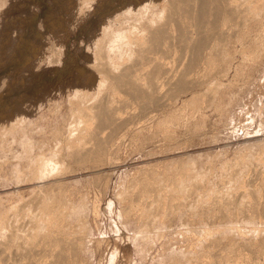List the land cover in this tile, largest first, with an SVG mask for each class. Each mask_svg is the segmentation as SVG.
<instances>
[{"label": "rangeland", "instance_id": "rangeland-1", "mask_svg": "<svg viewBox=\"0 0 264 264\" xmlns=\"http://www.w3.org/2000/svg\"><path fill=\"white\" fill-rule=\"evenodd\" d=\"M139 2H144V0H0V39L4 38L1 44L2 50H0V60L4 61V63L0 65V85L3 82H7L10 80L12 81L8 89L6 83L4 87L0 88L2 92H10L13 90L12 84L18 86L19 88L17 89V91L23 92V102H26V105L23 109V112L25 114L20 120H17V122H19V125H22L23 127L19 129L10 128L9 131H7L9 123L7 124V122H5L10 120L5 115L6 112L10 109L9 105H7L8 101L5 100L6 102L3 101L0 103V127L2 128H0V140L2 139V142H0V209L2 208L3 211L5 210L4 213H6L7 215V224L3 229L0 230V238L4 236L5 232H7V230L9 229V225L12 222L11 220L13 218L12 216L18 213V206H15L16 208H11V206L14 203L20 202L22 198H24L25 200L29 199L34 194L32 192V188L36 183L29 182L30 180L28 182L21 181L22 183L16 182L17 175H19V178L21 179H28L31 161L41 151L46 153L47 156L50 155L51 150L55 148V146L57 145V140H59V138H57V135L55 137V134L58 133V135H66L68 133V124L69 122H71V118L73 119L74 112H76V107L71 104L72 102L70 101L71 96L72 98H74L78 90L82 87H85L89 89V92H91L84 98V102L89 103L94 100L98 91L97 89H99V87L101 86V84L100 86H98L100 83V76L97 75L93 68H89L91 66H88L94 62L93 52L95 51L94 48L96 47L94 45H96L95 43H97V39L101 37L100 35H103V32L101 33V26L103 24L111 25L112 27H110V29L115 31V29L118 27L117 24L126 20L122 14L121 17H119V19L117 20V13L124 9H128L130 5ZM81 13L84 17L81 16ZM247 21L246 26L241 30V33L243 34L246 30L249 31L250 36L248 42L253 41L255 39L254 37L261 33L260 36L258 35L256 37V40H254L255 42H258L256 43V50L254 52H251L250 56L248 55V53H245L246 55H244L243 52L239 51L240 48L239 46H237V42L233 41L234 38H230V41L227 45V51H229L232 55V59L230 62L231 64H229L227 68V70H230L227 71V77H218L219 81L224 83V86H220L217 84L218 89L216 90V93L220 91H226V94H223L220 106L216 105L215 101L212 100L213 98H211L212 102H210L206 94L204 97L206 98V102L204 101V99V102L201 100L197 101L198 99H191L190 103L187 102L189 108L187 106V103L183 107L182 104L184 103V100H187V98L190 97L191 93L188 92L184 94L183 91V93H181L179 90L177 91V93L176 91H174V89H171L174 93L170 90H168V93L172 92V97H168V94L166 98H164V103H166L169 98H173V95L177 93L176 97H174L175 99L173 98L174 100H168V103L171 106L167 103L164 104V107L160 106L161 109H159L160 107H157L159 110L158 112L157 109V111L155 110V106L149 104L153 107H150V109L146 108V110L144 111L140 107L141 103L140 105H138L139 101H137L136 103L135 100L126 95V97H124L126 99V102L122 107V116L125 115L127 118L131 117L129 118V120H133L130 123L131 126L133 125V128L131 127V129L127 130L123 137V142H121L120 140V146L122 144L123 146L120 150L118 149L119 151H117V153L115 154L117 157L113 163H106L102 166V168H100V170H98L97 172H93L91 169L85 167V164L90 163V161L83 160L81 162H78L73 158H67L66 156L63 157V169L71 168L74 170H68L67 172L63 173V183L61 184L62 191H60L57 196L59 200H64V202L69 204L71 207H81L79 212H77L78 209L75 210L74 208H68L67 216H64L62 218V223L66 225L64 231L72 236L74 232L77 231L78 233V231L82 230V232L78 233L79 235L77 234L78 236L81 235L80 237H83V234L89 236L85 238V250H82L78 254V256H80L77 257V264H108L107 262H109V255L111 254V251L118 247V245L126 242L122 239V237L116 239L119 234L120 236L123 234H128L131 237L136 236L137 234L136 239L138 241H135V243L133 241L131 244L132 246L130 251H132L130 252L129 264H203V262H205L204 264H209L210 260L212 261V259L214 258L212 256L213 252L215 253L218 250L219 246V249H222V251L219 250L217 251V253L223 252L222 255L228 254V250L234 249L231 248L234 245L238 249L244 246L240 249L242 251L241 253H243V251L247 249V245H249L250 242L252 243V240L253 242L258 241V239L259 241H261L259 237L261 236L262 238L263 233L260 232H263L264 228V224H262L264 222V215L262 217V214L264 212H261L263 208L261 206H263L264 201V196L262 197V194L264 195V191L262 192V190H264V187H262L263 189L261 187H258L261 186L259 182L262 180L261 177L264 173V171H259L263 169L262 166L264 165V159L260 156L262 154L264 155V49L261 53V49L264 47L260 45L262 44L261 42H263L262 40H264V30L260 29L261 27H258L256 25V21H258V19L255 20L252 18L248 19ZM125 25H127V23ZM17 29H22L24 32L22 39L18 41L20 42V44L18 45V49L16 52L15 49H13V46L9 45L8 39L15 37L13 35V32ZM241 33L239 32V34ZM10 34H12L13 36L11 35L10 37ZM14 40L15 41L12 44H15V42H17L16 39ZM27 41L32 42V45L34 47L33 53H35L34 58L31 56V54L29 57H26L28 52ZM35 41H38L39 45H36ZM48 43L53 44V47ZM54 47L57 49L56 51ZM51 55H53L54 57ZM247 57H249L250 59ZM27 58H29V60ZM233 71L238 72L234 78L232 77V74L234 73ZM3 77H6L4 79L5 81L3 80ZM215 78L216 77L214 75V78L212 77L208 81H212L214 79V82L212 81V84L214 85L215 83L214 86L216 88L217 82L215 81ZM203 90L205 91L204 88L199 91ZM211 92L213 91L211 90ZM211 92L209 90L208 93ZM121 97L123 99V95ZM192 100L193 102H191ZM196 103L198 104L196 105ZM186 108H188L189 110L187 111ZM197 108H200V110ZM190 109H192V111ZM188 112H190V114ZM187 113L190 115V117ZM149 116L151 117L150 119H148ZM184 116H186L187 118H185ZM159 120H164L163 126L160 125ZM184 120L185 122H187L186 125L185 123H183ZM134 130L137 132L135 135L137 137L134 136ZM169 133L171 134L169 135ZM155 134H157L156 137ZM145 135L148 137H146ZM128 138H131V142H128ZM145 139L147 141H151L153 139L154 140L151 141V143L148 142V144L150 143L148 145ZM140 143H143L144 146ZM159 144L160 146H158ZM236 157L238 158L236 159ZM248 157H251L252 159H249ZM253 157H255L256 161ZM259 158L262 159L260 160ZM257 159L260 161H258ZM249 160L257 163L253 164ZM231 161L233 162L234 166L233 164H231L232 166L230 165ZM156 162L157 165L155 164ZM164 162L166 163L164 164ZM247 162H249L251 165ZM180 163L181 165H183L182 167H179ZM244 163H247L248 165H244ZM260 163L263 165H261ZM236 164L238 165V168L242 165L243 167L246 166V169H243V167H241L239 169L240 175L236 174L235 180V178L232 179V177L230 176L232 172L231 168H237ZM184 165L186 166L184 167ZM148 166H151L153 168V171L157 170L156 172L154 171V178L149 177V182L152 181V183H150L153 188L152 191L154 192L152 193L154 195L158 194L159 198H162L161 200H157L159 202H157L159 209H157L158 213L153 219L154 222H156H153V224H151V226L153 225L152 229L151 227H144L145 222L143 223L142 221L145 220H143L142 218L145 219L144 211L147 210L146 206H148V208L150 207L149 204L153 201L154 196L152 197L153 194L149 190H145L144 193V189L142 187L139 188L140 191H138V188H134L137 184L133 185V187L131 181L132 179L136 181V178L141 172L140 169L147 168ZM260 166L261 168L259 169L258 167ZM177 167H179L180 169L182 168L180 171L181 174H178V171H176L178 170ZM255 168L257 172L259 171L262 174L259 172L257 174L255 170H253ZM166 169L169 171L172 170L170 171L171 174L168 173ZM242 170H247L245 171L247 173L244 174L245 172ZM252 170L254 172H252ZM241 171L243 172L242 174ZM172 172H174L173 174H178L177 180L174 179L176 178V175L173 176ZM248 172L256 173V175L261 174L259 175L260 177L258 176V179L260 181L257 179V176H254L255 174H253V178L256 177L259 182L254 180L255 178L252 179V173L251 175H248ZM182 174L184 176H182ZM243 174L246 176H244ZM187 176H190V178ZM232 176L235 175H233L232 173ZM49 177L50 176H48L47 178L49 179ZM178 177L180 179H178ZM204 178L206 182H204ZM249 178L252 182L249 181ZM48 179L44 178L40 180ZM231 179L234 180L235 183L232 182ZM36 180L40 181L39 179ZM225 180L228 181L225 183ZM243 180H248L250 182V185L247 186L246 190V182H244ZM169 181H171V183ZM177 181L178 185H176V183L171 185L172 182ZM193 181L196 182L192 183ZM240 181H242L243 184ZM167 182L170 184H168ZM215 182L218 183L216 184ZM160 183L164 184L162 186L164 188H160ZM196 183L199 187L196 185ZM129 184L132 186V188L130 189L131 192H139V196L137 197V199H135L139 203L138 206L136 204V201L134 202L135 204L133 203L134 208L130 210L131 213L128 214V217L129 215L130 217L127 218V215L121 213V209L123 208V206L127 207V205L129 204V199H125L126 197H122L124 200H122V198L119 199L117 197V192L119 191V188L120 190L125 189L126 186H130ZM192 184H194V186L196 187L191 186ZM122 185H124L123 188L121 187ZM157 185L158 188L156 187ZM169 185L175 186L173 189H171V186ZM217 185H220L219 191H216L218 188ZM252 185H255L256 188ZM181 186L183 189L181 188ZM137 187H139V185H137ZM188 187H190L189 189L192 188V191L193 187L197 189H195L192 193V191L190 192V190L187 191ZM239 187L240 189H244L243 192L245 191L244 195L246 197H244L243 194V197L239 195V191H237ZM223 188H225L226 191H224ZM248 188L254 189L256 191V196H253V198H257V201L255 199L252 200V196L249 195ZM154 190H156V193ZM165 190H167V192ZM146 191L148 192V194L146 193ZM189 192L191 193V195L184 196V194H190ZM223 192L225 196L226 193H229V196L231 195V199L224 203V206L222 204L220 206L217 201H219L218 197H224V195H221V193L223 194ZM143 193L146 195H144ZM177 193L179 194L177 195ZM235 193L237 194V198L233 203L232 201L234 200H232V194L234 195ZM141 194L144 198L140 196ZM166 195L168 196L166 197ZM174 195L177 197L174 198ZM238 195L241 197V199L238 198ZM257 195L259 198L257 197ZM212 196L217 197L218 200H216V198L214 197L216 201H213ZM169 197H171L172 199L170 198L168 202ZM95 198L98 202L95 201ZM139 198H141V200ZM146 199L147 203H145ZM173 199L176 200V202H171ZM248 199L250 202L247 201ZM148 200L150 203L148 202ZM186 200L188 203L186 202ZM243 200L244 202H246L244 203ZM236 201H239V205ZM252 201L257 204L252 203ZM96 202L98 207L95 204ZM213 202L215 204H213ZM222 202H224V200ZM32 203V207H35V205ZM216 203L218 204L216 205ZM235 203L238 205V207L235 206ZM141 204L143 205V207ZM231 204H233L232 206L234 208L236 207L237 210L233 208L231 210ZM245 204H247L246 207ZM251 204H254L253 207L256 205V208L254 207L255 212L252 211L254 208L250 207ZM214 205H216L217 207L219 206L218 208L222 207L221 211H223L224 215L218 208V212L216 211V206L214 208L215 210L212 209ZM192 206L196 207L192 208ZM205 206L207 207L205 208ZM242 206L245 208L243 209ZM258 206H260L261 208ZM199 207L202 210H199ZM249 207L251 208V210ZM140 208H143L144 211ZM96 209H98L99 212ZM164 209L166 210L163 211ZM191 210L196 213H193L195 217L197 216L196 219H194L195 217H193V214L191 216ZM195 210L200 212L197 213V211ZM234 210H236L237 214ZM240 210L241 213L242 211L244 212L243 215L246 217L245 219L242 215H240ZM256 210L257 215L255 214ZM167 211L170 213H168ZM258 211L261 213H259ZM139 212L142 217L140 216ZM166 212L168 213V215H165L167 216V218L163 216ZM213 212L218 213L214 215L220 216L219 219L218 216L217 218L216 216H211ZM220 212L222 215H220ZM228 212L233 216L235 214V217L233 218V216H231L230 214L229 216ZM245 212L247 213V215L245 214ZM132 213L135 216H133ZM249 213L251 217L249 216ZM252 214L255 215L252 216ZM139 216L141 219L139 218ZM160 216L165 219H163L162 217L160 218ZM173 216L174 220L172 221L170 217ZM257 216H261L263 219L259 217L260 219L258 221ZM24 217L25 218H20L21 220L19 219L21 222L18 220L19 224L24 221L22 223L23 227L21 228H24L27 223H30L28 221V216ZM211 217H214L215 219H213L212 221ZM254 217H257V219H254ZM26 218L28 219L25 224ZM183 218L187 220H183ZM190 218L195 221V225L194 221L193 223H190L192 222ZM204 218L207 219V221ZM232 218L234 219L233 221ZM240 218L241 220H244L239 221ZM161 219L162 221L160 223ZM125 220H128L129 223L126 224ZM181 220L182 222L184 221V223H182ZM208 220L211 221V223H215L211 224ZM220 220L222 222H220ZM207 222H209V224ZM73 223H75V225L77 226H75ZM185 224L187 228L184 227ZM187 224L191 226V229H188L189 226ZM227 225L228 227H230L229 229H227ZM85 226H87L86 229ZM194 226L197 227L194 228ZM216 226L219 227L217 228ZM248 227L251 228V231ZM71 228H74L75 231ZM145 229L147 230L145 231ZM140 230H144V233L142 232V234H138L137 231ZM148 230H151L153 232L152 233L151 231H149L151 233V237L149 236L150 233L148 232ZM145 234H147L148 236H146ZM141 235H145L146 237L144 236V238H141ZM178 235H180V238H178ZM90 238H92V240H90ZM98 238H101L100 245L95 244ZM140 238L143 240H141ZM211 239L217 240V246L215 244H210L212 241ZM218 241L223 242H221L220 244ZM239 242L242 243V245ZM185 245L187 247L184 248ZM238 245L241 246L238 247ZM216 247L217 250H215ZM246 251L249 252L248 249ZM246 251L243 254H247ZM231 252H234L231 253V255L237 254V250ZM208 254H211V256L209 257ZM82 259L83 261L81 262ZM239 262H241L240 264L243 263V261L241 260ZM244 263L248 264L246 261H244ZM115 264H125V261H121L117 257ZM234 264L237 263L235 262Z\"/></svg>", "mask_w": 264, "mask_h": 264}, {"label": "bare ground", "instance_id": "bare-ground-1", "mask_svg": "<svg viewBox=\"0 0 264 264\" xmlns=\"http://www.w3.org/2000/svg\"><path fill=\"white\" fill-rule=\"evenodd\" d=\"M263 13H264V0H161V1L144 0V2L132 4L129 6L128 9H124V10L117 13V15H116L117 20L119 19V17H121V14L124 16V18L126 20L119 22L117 24L118 27L115 29V31L110 29V27H112L111 25H104L103 24L101 26V33L103 32V35H100L101 36L100 38L98 37L99 39H97V43H95L96 45H94V46H96L94 48L95 51L93 50L94 55L92 54L94 57V62L91 63L90 65H88V66H91L89 68H93V70L97 73V75L100 76V79H99L100 83L98 86H100V84H101V86L99 87V89H97L98 90L97 94H96V96L92 102H89V103L84 102V98L88 94L91 93V92H89V89H87L85 87L80 88L77 92L78 95L76 94V96H74V98H72V96H71L70 101L72 102L71 104H73L76 107V112H74L73 119L71 118V122H69V124H68V127H67L68 133L66 135H63V134L58 135V133L55 134V137L57 135V138H59V140H57V145L55 146V148L53 150H51L50 155L47 156L46 153L41 151L31 161L28 179H26V180L21 179V178H19V175H17V177H16L17 181L16 182L22 183L21 181H25V182L27 181L28 182L30 180L29 182L36 183V184L32 188V192L34 193L33 196H31L27 200L22 198V200L20 202L14 203L11 206V208H16L15 206H18L17 207L18 213L16 215L12 216L13 218L11 220L12 222L9 225V229L7 230V232H5L4 236H2L0 238V264H67V263L68 264H77V260H78L77 257L80 256V255L78 256V254L82 250H85V248H86V246H85L86 245V239L85 238L89 237V236L86 234L85 235L83 234L82 235L83 237H80L81 235L78 236L79 235L78 233L82 232V230L78 231V233H77V231L74 232L75 231L74 228H71L74 230L73 231L74 233L72 234V236H70L69 234H67L64 231L65 230L64 228H66V225L62 223V218L64 216H67L68 208H74V207H71L69 204L64 202V200H59L57 194L60 191H62V185L61 184L63 183V181H62L63 173L67 172L68 170L72 171L74 169H71V168L63 169V161H64L63 157L66 156L67 158H73L78 162H81L83 160H88V161H90V163L85 164V167L91 169L93 172H97L98 170H100V168H102V166L105 165L106 163H113L117 157L115 154L123 146L122 143H121L122 145L120 146V140H121V142H123V137H124L125 133L127 132V130L131 129V127L133 126V125L132 126L130 125V123L133 121V120L132 121L129 120V118H131V117L128 116L129 118H127L125 115L122 116V107L124 106V104L126 102V99L124 98V97H126V95L129 96L130 98H132L133 100H135L136 103H137V101H139L138 105H140V103H141L140 107L144 111L146 110V108L150 109V107H153V106H155L154 107L155 110L156 109L158 110L157 107H160V106L164 107V104H167L169 102L168 100L170 99V98L169 99L167 98L168 100L166 99L167 101H166V103H164V98H166V96L168 94H169L168 97H172L173 91L171 89H174V91H176V92L179 90L181 93L184 92V94L188 93V92L191 93L190 97L187 98V100H184L183 104L181 103L183 107L185 106V104L187 102L190 103L191 99H198L197 101H199V100L203 101V99H204V101L206 102V98H204L206 94H207L206 96L209 98L208 100L210 102H212L211 98H213L212 100L215 101L216 105L220 106V104H221L220 102L222 101L223 94H226V91H224V92L220 91V92L216 93V90L218 89L217 84L220 86H224V83L220 82L218 77L227 75V71L230 70V69L227 70V68H228V65L231 64L230 62L232 59V55L230 54L229 51H227L228 42L230 41V38L233 37L234 38L233 41L237 42V44H238L237 46H239V48H240V49L238 48L239 51L243 52L244 55H246L245 53H248V55L250 56L251 52H254L256 50V43H258V42H255L254 40H256V37L258 35L260 36L261 33L258 34L257 36H255L254 37L255 39L253 41L248 42L249 41L248 39L250 36L249 31L246 30L242 34L241 30L246 26V21L248 19H252V18L255 20L258 19V21H256L257 22L256 25L258 27H261L260 29L264 30V20H263L264 14ZM81 16H83L82 13H81ZM80 19H81V17H80ZM126 23H127V25H125ZM70 27H72V26H70ZM23 32L24 31L22 29H17L16 31L13 32V35L15 37L8 39L9 45L13 46V49H15L16 52L18 49V45L20 44V42H18V41L20 39H22ZM239 32L241 34H239ZM262 34H263V32H262ZM11 35L12 34H10V37H11ZM263 38H264V36H263ZM14 39H16L17 42H15V44H12L15 41ZM257 39H259V38H257ZM3 40H4V38L0 39V50H2L1 44H2ZM260 40H261V38H260ZM257 41H259V40H257ZM262 41L263 42L260 41L262 43L260 46L264 47V40H262ZM27 44H28L27 45V48H28L27 51L28 52H27L26 57H29L31 54V56L34 58L35 53H33L34 47L32 45V42L27 41ZM35 44L39 45L38 41H35ZM48 44H51V43H48ZM51 45L53 47V44H51ZM233 47H235V46H233ZM262 47H260V48H262ZM263 49L264 48L261 49V53H262ZM56 50L57 49L55 48V51ZM259 51H260V49H259ZM237 52H238V50H237ZM51 56H53V55H51ZM50 58H52V57H50ZM247 58H249V57H247ZM27 59L29 60V58H27ZM54 59H56V58H54ZM53 61H55V60H53ZM3 63H4V61L0 60V65H2ZM237 73L238 72L235 71L232 74V77L234 78L237 75ZM214 75L216 77L215 81L217 82L216 88L214 86L215 83H214V85L212 84L214 82V79L212 80L213 82L208 81L210 78H212V77L214 78ZM5 78L3 77V80ZM11 82H12L11 80L7 81V82H3V83L1 81L2 84L0 85V87L1 88L4 87V85L6 83L7 89H8V87L11 85ZM12 87H13V90L10 92H4V91L2 92L1 88H0V103L6 100V101H8L7 105H9V108H10L5 114L10 119L8 121H5V122H7V124L9 123L7 131H9L10 128H18L19 129V128L23 127L22 125H19V122H17V120H20L23 117V115L25 114L23 112L24 106L26 105L25 104L26 102H23L24 94L22 91H17V89L19 88L18 86L12 84ZM202 88H204L205 91L204 90L199 91ZM74 90H76V89H74ZM168 90H170L172 92L168 93ZM209 90H210V92H211V90L213 92L208 93ZM79 93L82 96H80ZM176 94L173 95V98L176 97ZM122 95H123V99L121 97ZM173 98H171L170 101H172ZM191 102H193V100ZM188 103H187V106H188ZM147 104L148 105L152 104L153 106L149 105V108H148ZM197 104L198 103H196V105ZM170 106H168V107H170ZM190 106H193V105H190ZM188 108H189V106H188ZM188 108H186L187 111L189 110ZM159 109H161V107ZM197 109L200 110V108H197ZM190 110L192 111V109H190ZM201 110H202V107H201ZM158 112H159V110H158ZM190 112H188V113L190 114ZM196 113H197V111H196ZM187 114H186V116H187ZM151 115H154V114H151ZM155 115H156V113H155ZM182 115H184V114H182ZM186 116H184V117L187 118ZM189 117H190V115H189ZM150 118L151 117L149 116L148 119H150ZM188 119H190V118H188ZM163 121L164 120H159V123L161 126L164 125ZM183 123H185V125L187 124V122H185V120L183 121ZM137 126H139V125H137ZM173 126H174V123H173ZM186 128H188V127H186ZM105 129H107V130H105ZM122 130H124V131H122ZM139 131H140V129H139ZM156 132H154V133H156ZM136 133L137 132L135 131L134 136L136 135ZM170 134L171 133H169V135ZM156 135L157 134H155V137H156ZM135 137H137V136H135ZM135 137H133V138H135ZM146 137H148V136H146ZM146 137H144V138H146ZM168 138H170V137H168ZM130 139L131 138H128V142L129 141L131 142ZM150 139H152V138H150ZM153 140H151V141H153ZM151 141H147L146 143L147 144H148V142L151 143ZM0 142H2V139L0 140ZM160 144L158 146H160ZM143 146H144V144H143ZM262 155H260V156L263 157V159H264V155L263 156ZM237 158L238 157H236V159ZM253 158L255 159V157H253ZM260 160H258V161H260ZM255 161H256V159H255ZM250 162H252V161H250ZM158 163H160V162H158ZM165 163L166 162H164V164ZM247 163H249V162H247ZM252 163L255 164L257 162H252ZM155 164L157 165V162ZM155 164H153V165H155ZM231 164H233L232 161H231L230 165ZM246 164L244 163V165H246ZM250 165H249V167H250ZM261 165H263V164H261ZM177 166H179V165H177ZM182 166L183 165H181V163H180L179 167H182ZM185 166L186 165H184V167ZM223 166H224V164H223ZM233 166H234V164H233ZM256 166H258V165H256ZM179 167H177L178 170H176V171H178V174L179 173L181 174L180 171L182 168L180 169ZM206 167H205V169H206ZM228 167H229V165H228ZM241 167H243V166L241 165ZM241 167L239 166V168H238V165H237V168H233V169L231 168L232 172H231L230 177H232V179H234L236 177V174L240 173L239 169ZM245 167H243V169H246ZM249 167H248V169H249ZM258 168L260 169L261 166ZM262 168L263 169H261L259 171H262V172L264 171V165L262 166ZM152 169L153 168L151 166H148L147 168L140 169L141 172L139 173L138 177L136 178V181L133 179L131 180L132 186L137 184V185H139V187H137V185L135 187L134 186L133 187L135 189L138 188V191H140L139 188L142 187L144 190L143 189H141V190H143L144 193H145V190H149L152 193L153 188L150 184V183H152V181L149 182V177L154 178L153 174H155V172L157 171V170L156 171L154 170L155 171L154 172ZM167 169H168V167H167ZM253 170H255V172L258 174L259 171L257 172L256 168ZM253 170H252V172H254ZM167 171H168V173L171 174L170 171H172V170H170V171L167 170ZM242 171H244V170H242ZM242 171H241V174L243 173ZM245 171H247V170H245ZM168 173H166V174H168ZM173 173L174 172H172V174ZM182 173H185V172H182ZM232 173L235 176H232ZM246 173L247 172H245L244 174H246ZM248 173H249L248 175H251L250 172H248ZM256 173H252L251 178L252 179L255 178L254 180L258 181L259 180L258 178L260 177L259 175H261L262 173L259 172V173H261L259 175H256ZM178 174H173V176L176 175V178H174V179L177 180ZM222 174H224V173H222ZM253 174H255L254 176H257L258 180L256 179V177L253 178ZM263 175H264V173L262 174V177H261L263 181L262 180L261 181L259 180L260 182L258 181L259 184L261 185L259 187L257 186L258 188L264 187ZM48 176H50L49 179L47 178ZM182 176H184V175L182 174ZM190 176H187V177L190 178ZM244 176H246V175H244ZM248 177H250V176H248ZM248 177H245V178H248ZM44 178L48 179V180H40V179H44ZM36 179H39L40 181H38ZM178 179H180V178L178 177ZM204 180H205V178H204ZM235 180H236V178H235ZM171 181H169V182L171 183ZM173 181H175V180H173ZM178 181L172 182L171 185H173L175 183H176V185H178ZM227 181L228 180H225L224 182L226 183ZM249 181H251L250 178H249ZM249 181L248 180L244 181V182H246L245 190L247 189V186L250 185ZM195 182L193 181L192 183H195ZM204 182H206V180ZM222 182H223V180H222ZM232 182H234V180H232ZM240 182L242 183V181H240ZM170 183H168V184H170ZM160 185H161L160 186V188H161L164 184L160 183ZM171 185H169V186H171ZM196 185H197V183H196ZM123 186L124 185H122L121 187L123 188ZM132 186L131 185L126 186V188L122 189V190H120V188H119V191L117 192V197L119 199L122 197H124V198L126 197L125 199H127V198L129 199V204H128L129 206L128 205H127V207L123 206V208L121 209V213L127 215V218L130 217V215L128 217V214L131 213L130 210L132 208H134L133 205L135 204L134 203L136 201L135 199H137V197L139 196V194H138L139 192L137 193L133 190H132L133 192H131L130 189L132 188ZM174 186H171V189H173ZM191 186H194V184H192ZM219 186H218L216 191L220 190ZM252 186L255 187V185H252ZM156 187L158 188V185ZM194 187H196V186H194ZM194 187H193V191H192V188L189 189L190 187H188L187 191L190 190V192L192 191V193H193L194 190L197 189ZM162 188H164V187H162ZM181 188H182V186H181ZM169 189H170V187H169ZM177 189H179V188H177ZM204 189H205V186H204ZM223 189H224V191H226L225 188H223ZM241 189L239 187V189L237 190V191H239L240 196H242V194L244 195V193H245V191L243 192L244 189L243 188H241ZM156 190H154L155 193H156ZM240 190H241V193H240ZM165 191L167 192V190H165ZM263 191L264 190H262V192ZM248 192H249V195L252 196L251 197L252 200L257 199V198H253V196H256L255 195L256 191L254 189L248 188ZM146 193L148 194L147 191H146ZM159 193H160V191H159ZM182 193H183V191H182ZM178 194L179 193H177V195ZM144 195H146V194H144ZM185 195L188 196V195H191V193L190 194H184V196ZM221 195H224V192H223V194L221 193ZM236 195H237L236 193L234 195L232 194V200H234V201H232L233 203L235 202V200L237 198ZM140 196L142 197L143 195L141 194ZM153 196H154V198H153V201L151 203L148 200V202L150 203V204L148 203L150 205V207L148 208V206H146L147 210H145V211L142 208L144 211V214H145V219L142 218L143 220H145V221H142L143 223L145 222V225L144 224L143 225H144V227L145 226L148 228L151 227V229L153 226V225L151 226V224H153V222H154L153 219L156 217V215L158 213L157 209H159L158 208L159 202L157 200L162 199V198H159L158 194H155V195L153 194L152 197ZM167 196L168 195H166V197ZM215 196H217V195H215ZM240 196L238 198L241 199ZM263 196L264 195L262 194V197ZM176 197L177 196L174 195V198H176ZM214 197L212 198L213 201L215 200V198H216V200H218L217 197H215V198ZM244 197H246V196L244 195ZM257 197H258V195H257ZM142 198H144V197H142ZM170 198L171 197L168 198V202H169ZM182 198H183V196H182ZM218 198H219L220 202L219 201H217V202L221 206V204L223 205L224 203L229 201V199H231V195L229 196V193H226V196L224 195V197L222 196V198H220V197H218ZM139 199L141 200V198H139ZM147 199L145 200L146 202L144 201L145 203H147ZM184 199H185V197H184ZM220 199L222 201L224 200V202H222ZM263 199H264V197H263ZM122 200H124V199L122 198ZM95 201H97L96 198H95ZM174 201L176 202V200H174V199L171 202L174 203ZM247 201L250 202L249 199ZM97 202L95 203L96 205H97ZM162 202H163V200H162ZM186 202H187V200H186ZM196 202H197V200H196ZM232 202H230V203H232ZM243 202H244V200H243ZM31 203L34 204L35 207H32ZM138 203L139 202L136 201L137 206H138ZM218 203H216V205ZM252 203H255V202L252 201ZM179 204H180V202H179ZM179 204H178V206H179ZM194 204H195V202H194ZM213 204H215V203L213 202ZM228 204H229V202H228ZM247 204H245V207ZM255 204H257V203H255ZM259 204H260V202H259ZM167 205H169V204H167ZM188 205H190V204H188ZM211 205H212V203H211ZM216 205H214V207L211 206L212 209H214ZM232 205L233 204L230 205L231 210H232V208L236 209V207L234 208ZM238 205H239V203H238ZM238 205L236 204L235 206L238 207ZM251 205H250L251 208H254L256 206L255 205L253 207L254 204H251ZM260 206H258V207H260ZM97 207H98V205H97ZM142 207H143V205H142ZM189 207H191V206H189ZM195 207L192 206V208H195ZM206 207L207 206H205V208ZM218 207L216 206V211L218 209L221 211L222 207H220V208H218ZM245 207H243V209ZM258 207H257V209H258ZM261 207H263L261 212L262 211L264 212V201H263V206H261ZM186 208H187V205H186ZM247 208H248V206H247ZM251 208H250V210H251ZM255 208L252 211L255 212ZM74 209L75 210L78 209L77 212H79L81 207H76ZM98 209H96V210L98 211ZM166 209H164L163 211H165ZM200 209L201 208L199 207V210ZM226 209H228V208H226ZM135 210H136V206H135ZM236 210H234V211L236 212ZM4 211L2 210V208L0 209V230L3 229L5 227V225L7 224V215H6V213H4ZM195 211H197V210H195ZM243 211H242V213H241V210L239 212L241 213L240 215H242L245 219L246 217L243 215L244 214ZM133 212H134V209H133ZM171 212H172V209H171ZM176 212H178V211H176ZM191 212H192L191 213V216H192L194 211L191 210ZM198 212H200V211H197V213ZM214 212L211 216H216V218H217L218 215H214V214H216L218 211L216 213H214ZM221 212L223 214V211H221ZM221 212H220V215H222ZM229 212H228V215L230 214ZM248 212H250V211H248ZM261 212H259V213H261ZM166 213L163 216L168 215V213H170V212H168L167 214ZM139 214H140V212H139ZM194 214H196V213H194ZM194 214H193V217H195ZM236 214H237V212H236ZM245 214L247 215L246 212H245ZM255 214L257 215V210H256ZM254 215L252 214V216H254ZM263 215H264V213L262 214V217H263ZM24 216H28V218H29L28 221L30 223L26 224L27 219H28V218H26L25 219L26 226L24 228H21V227H23L22 223L24 221H22V223L19 224L18 220L20 218H25ZM133 216H135V215L133 214ZM140 216H141V214H140ZM140 216H139V218H140ZM187 216H188V214H187ZM209 216H210V214H209ZM209 216H207V217H209ZM231 216H233V215H231ZM249 216L251 217L250 213H249ZM123 217H124V215H123ZM161 217L162 216H160V218ZM165 217L167 218V216H165ZM196 217L194 219H196ZM219 217L220 216H218V219H219ZM234 217H235V214H234L233 218ZM257 217H254V219H257ZM259 217H261V216H259ZM259 217L257 219L258 221L260 219ZM170 218L172 219V221L174 220L173 219L174 216L170 217ZM184 218H185V216H184ZM184 218H183V220L188 219L187 217H186L187 219H184ZM225 218H226V216H225ZM225 218H223V219H225ZM233 218H232V221L234 220ZM163 219H165V218H163ZM190 219L192 220V218H190ZM211 219L213 221V219H215V218L211 217ZM244 219H242V220H244ZM22 220H24V219H22ZM205 220L207 221V219H205ZM242 220L240 218L239 221H242ZM78 221H79V219H78ZM161 221H162V219L160 220V223H161ZM193 221L194 220H192V222H190V223H193ZM223 221H225V220H223ZM181 222H182V220H181ZM209 222L211 223V221H209ZM209 222H207V223L209 224ZM217 222H219V221H217ZM220 222H222V221L220 220ZM236 222H237V220H236ZM125 223L126 224L129 223V221L125 220ZM182 223H184V221ZM185 223H186V221H185ZM73 224L75 225V223H73ZM245 224H246V222H245ZM262 224H264V222ZM20 225H22V226H20ZM194 225H195V221H194ZM217 225H218V223H217ZM228 225H227V227H228ZM236 225H238V224H236ZM241 225H242V223H241ZM75 226H77V225H75ZM86 227L87 226H85V229H86ZM184 227H186V224ZM190 227L191 226H189L188 229H191ZM195 227H197V226H194V228ZM229 228L230 227H228L227 229H229ZM248 228H250V227H248ZM231 229H233V228H231ZM146 230L147 229H145V231ZM234 230H235V228H234ZM70 231H72V230H70ZM149 231H151V230H148V232ZM250 231H251V228H250ZM137 232H138V234H142V232L144 233V230H140ZM195 232H196V230H195ZM260 233H263L262 238H261V236L260 237L258 236L261 239V241H259V239H258V241L253 242V240H252V243L250 242L249 245H247L246 248L248 249V251L250 253L247 252L246 251L247 249H246L245 251L247 252V254H243L245 251H243V253H241L242 251L240 249L243 248L244 246L241 247L240 249H238L234 245L233 247H231L234 249H232V250L229 249L227 252L228 254L222 255L223 252L217 253V251H219V250L222 251V249H219L220 248V246H219L218 250L216 247L215 250H217V251L215 253L213 252L212 256L214 258L212 259V257H211L212 261L210 260L209 264H222V263L223 264H234L235 262L238 264V262L240 260L243 261L242 264H245L244 261H246L248 264H262V263H264V228H263V232H260ZM74 234H76V235H74ZM213 234H214V232H213ZM145 235L148 236L147 234H145ZM145 235H141V238H144ZM150 235H151V233L149 234V236ZM201 235H200V237H201ZM179 236L180 235H178V238H180ZM233 236H234V234H233ZM120 237H122V239L126 242L122 243L121 245H118V247H116L115 249H113L111 251V254L109 255V257H110L109 262H107L108 264H115L117 257L121 261L122 260L125 261V264L130 263L129 257H130V252L132 251V250L130 251L131 246H132L131 244L133 241H134V243H135V241H138L136 239L137 234H136V236H132V237L128 234H123L121 236L119 234L116 239H118ZM243 237H245V236H243ZM208 238H209V236H208ZM217 238H219V237H217ZM202 239H204V238H202ZM220 239H221V237H220ZM90 240H92V238H90ZM141 240H143V239H141ZM211 240L212 241L210 244L211 245L215 244L217 246V244H216L217 240H215V239H211ZM174 242H176V241H174ZM177 242H178V240H177ZM187 242H189V241H187ZM207 242H208V240H207ZM221 242H223V241H220L219 243L221 244ZM232 242H234V241H232ZM232 242H231V244H232ZM100 243H101V238H98V240L95 242V244L100 245ZM183 244H181V245H183ZM240 244L242 245V243H240ZM246 244H247V242H246ZM224 245H225V243H224ZM241 245H238V247ZM134 246H135V244H134ZM229 246H231V245H229ZM147 247H149V246H147ZM185 247H187V246L185 245L184 248ZM222 248H224V247H222ZM148 249H150V248H148ZM234 250H237V254H234L237 256L231 255V253H234L231 251H234ZM215 254H216V256H215ZM208 256L210 257L211 254H208ZM86 259H88V258H86ZM82 261H83V259L81 260V262ZM170 262H171V260H170ZM204 263L205 262H203V264ZM240 263L241 262H239V264ZM170 264H173V263H170ZM206 264H208V263H206Z\"/></svg>", "mask_w": 264, "mask_h": 264}]
</instances>
